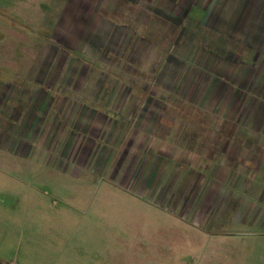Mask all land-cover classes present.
<instances>
[{"label": "rangeland", "instance_id": "1", "mask_svg": "<svg viewBox=\"0 0 264 264\" xmlns=\"http://www.w3.org/2000/svg\"><path fill=\"white\" fill-rule=\"evenodd\" d=\"M73 1L0 0V263L49 264L48 243L60 262L155 264L157 242L253 241L209 232L264 227V10L222 26ZM33 194L67 211L62 230Z\"/></svg>", "mask_w": 264, "mask_h": 264}, {"label": "crops", "instance_id": "2", "mask_svg": "<svg viewBox=\"0 0 264 264\" xmlns=\"http://www.w3.org/2000/svg\"><path fill=\"white\" fill-rule=\"evenodd\" d=\"M129 3L133 4H144L148 7H157V8H168V9H180V10H187L186 11V19H189L188 23H195V24H204L208 22L209 18L215 19V24L222 25L224 24H236L237 19L239 17H245L249 15V11L251 9L257 10L256 13H253L251 17L255 18L260 10H264V0H124ZM114 4L121 2V0H112ZM146 3V4H145ZM112 4L110 7L114 8L116 5ZM71 7L78 8L77 0H74L71 4ZM71 15V14H70ZM69 15V16H70ZM80 15H74V17H79ZM193 21V22H192ZM187 22V21H186ZM224 28V27H223ZM169 156H166L165 159L168 160ZM206 166H209L212 169L213 161L208 159L204 161ZM228 162L225 160L220 161L218 166H220V179L224 180L227 176L225 169H229L227 166ZM215 165V163H214ZM225 171V172H224ZM208 172V171H207ZM209 173V172H208ZM233 189H229L226 192V199L228 196L233 194ZM222 191V190H220ZM213 193V192H212ZM221 196L223 197V192H220ZM219 195V193L217 194ZM225 197V196H224ZM231 197V196H230ZM28 206H31L32 209L30 210V214L33 216L34 220H38L39 222H44L46 226L50 227L51 229L58 228L63 229L60 225H52L54 222L57 224L59 220L63 217L68 216L67 211H60L53 215L50 211L49 204L47 205L45 201L48 199V194H40V195H30L29 197ZM32 202V204H30ZM63 206L67 208V205L63 203ZM191 229V228H189ZM192 229L198 230L196 225H193ZM199 232H203V230L199 229ZM220 234L225 233L226 236L231 234L235 237H242V238H249L252 237L254 240H233V241H224L220 240L217 242L209 241V242H195V241H188V242H176V241H168V242H157L156 248L160 250L157 253L158 257L156 259L155 264H218L217 262L214 263L212 259V252H207L210 249H239L240 254L238 256H232L233 253L226 260L221 259L220 264H264V227L261 229H245V230H231V231H211L209 233L213 234ZM212 238L213 235H210ZM1 238V237H0ZM4 241V239H3ZM41 248L40 258L42 260H48L47 257L49 256V264H91V262L98 263V260H88L85 262L81 259H63V262L59 261V258L54 259L53 254L59 253L62 254L64 251L62 250L61 244L59 243H48L46 246ZM183 249L185 250L180 255L186 256H173L174 254H178L175 250ZM242 249H249L250 252L246 253ZM172 250L171 253L168 254V258H164L163 253L161 251ZM200 250H203L200 253ZM242 250V251H241ZM34 252V250H33ZM228 255V253H227ZM173 256V257H172ZM182 257V258H181ZM15 262H17L15 260ZM14 262V263H15ZM113 262L107 263L112 264ZM3 264V263H0ZM8 264V263H5ZM16 264V263H15ZM106 264V263H105ZM115 264V262H114Z\"/></svg>", "mask_w": 264, "mask_h": 264}, {"label": "built area", "instance_id": "3", "mask_svg": "<svg viewBox=\"0 0 264 264\" xmlns=\"http://www.w3.org/2000/svg\"><path fill=\"white\" fill-rule=\"evenodd\" d=\"M11 264H14V263H11Z\"/></svg>", "mask_w": 264, "mask_h": 264}]
</instances>
